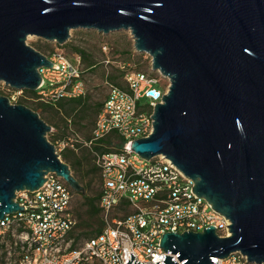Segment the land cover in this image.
<instances>
[{"label":"water","instance_id":"1","mask_svg":"<svg viewBox=\"0 0 264 264\" xmlns=\"http://www.w3.org/2000/svg\"><path fill=\"white\" fill-rule=\"evenodd\" d=\"M74 30L130 32L135 50L170 82L153 112V132L132 150L164 156L230 222L166 232V255L151 264H219L241 253L264 264V0H0V83L37 91L48 56L30 36L65 45ZM52 127L0 95V220L25 209L17 192L40 189L50 173L86 188L63 161ZM127 264H145L135 260Z\"/></svg>","mask_w":264,"mask_h":264},{"label":"built area","instance_id":"2","mask_svg":"<svg viewBox=\"0 0 264 264\" xmlns=\"http://www.w3.org/2000/svg\"><path fill=\"white\" fill-rule=\"evenodd\" d=\"M75 37L72 35L71 39ZM107 55L105 68L107 98L97 117L90 141L70 137L55 141L59 153L75 142L93 149L100 170V207L104 227L95 236L79 241L71 237L77 220L73 213L74 191L54 173L36 191L17 192L15 201L22 211L0 220V264H127L135 260L157 263L166 255L160 245L166 232L203 231L215 226L217 233L230 235L229 220L193 190L194 182L171 160L160 155L146 160L132 150L136 139L153 132L155 106L162 102L170 82L156 71L140 72L132 62H122L108 43L101 44ZM53 67H42L37 90L45 102L85 97L87 72L81 56L70 59L60 49L47 53ZM123 73L127 89L108 78L112 68ZM152 69V60H151ZM146 100V102H143ZM70 129L74 132L70 124ZM120 141L117 150L104 151L109 138ZM219 264H251L235 253Z\"/></svg>","mask_w":264,"mask_h":264},{"label":"trees","instance_id":"3","mask_svg":"<svg viewBox=\"0 0 264 264\" xmlns=\"http://www.w3.org/2000/svg\"><path fill=\"white\" fill-rule=\"evenodd\" d=\"M103 43H107V42H103ZM34 48L47 55V53L43 52L41 48H38L35 46ZM57 49H54L51 52ZM74 51L76 52V56L82 57L85 68L89 69L87 73H93L97 71V68L99 67L100 62L99 60L96 59V57L93 54H90L87 51L80 49V48H74ZM113 52L119 53V51L115 47L113 48ZM102 53L105 54L103 51ZM105 57H106V54H105ZM134 64L136 65V67L138 66V63H134ZM136 70L138 69L136 68ZM138 71L145 72L141 70H138ZM103 74H104L103 79L105 81V72ZM108 79L111 82L118 85L119 87H121L122 89H127V84L123 79V73L117 70L116 68L114 67L112 68L111 74ZM87 80L88 82H90V78L88 79L87 77ZM88 82H87V86H88ZM88 90H89V87H88ZM24 94L25 95H23L20 98L17 104L26 105L30 107L31 109H33L34 111L38 112L41 118L45 120L52 128L56 127L57 129L61 130L62 134L60 135L63 138V140H68L70 138L69 135H72V134L78 135L76 125H80V123H82L84 119L87 118V114L90 110H94L95 116L98 117L99 112L105 101L104 100L102 103H96L93 105L91 103L90 96L87 94L85 97H80V98H61L55 102H45L40 99L37 91H24ZM106 98H107V95L105 99ZM95 116H93L90 121L92 128L90 130L88 138L85 139L87 141H90L92 137V131L97 121V118L95 120ZM70 124L73 127L74 132L71 131ZM58 136H59V133H52V137L50 141L52 143H55V141L58 139ZM114 139H117V138L114 136L113 137L111 136L109 138V142H110L109 147L103 149L104 151L117 150L119 148L118 146L120 144V141L118 140L115 143ZM79 145L80 144H78V146ZM81 146L86 147L83 144H81ZM87 148H89L91 152L93 149H100L99 145L97 144H93L91 147H87ZM61 156H62L63 161H65L66 163L70 165L74 176L82 184L83 180L82 178L78 176V172H79L78 170L82 168L84 160H86L85 156L79 155L77 153L76 147L75 148L67 147L63 151ZM93 158H94V155H93ZM93 172H96L99 175V179H100L101 186H102L101 174H100L99 168L97 167L95 163V158H94V163L91 169L86 171L83 175V177L85 178H90L88 185L85 186L86 194H78L74 192V199H75V195L78 194L82 197L83 203H81L80 207L75 209L74 200H73V213L77 220V224L75 225L74 230L80 229V228H86V229L91 228V230L82 231V233H79L78 235L77 234L75 235V233L72 232L71 237L75 238L74 246H76L79 241H83L84 236H87L88 238L86 239H89L95 236L96 234L100 233L104 227L102 209L100 207L101 191L94 196H90L89 193H87V190H89L93 184V178L91 177V174Z\"/></svg>","mask_w":264,"mask_h":264},{"label":"rangeland","instance_id":"4","mask_svg":"<svg viewBox=\"0 0 264 264\" xmlns=\"http://www.w3.org/2000/svg\"><path fill=\"white\" fill-rule=\"evenodd\" d=\"M72 35L75 37L74 39L68 41L65 45H59L56 42H48L42 38H38L36 36H30L28 38V44L32 45L33 47H38L43 50V52L49 53L54 49L59 48L60 51H62L64 54H66L69 58L73 59L76 56V52L74 51V48H80L85 51H87L90 54H93L97 60H99L100 64L97 68L96 72L93 73H87L88 79L90 78V82H88V95L91 98V103L94 105L96 103H102L105 100V97L108 93V89L104 84L103 79V73L105 72L104 65L101 64V61L105 58V54L101 51V44L103 42L109 43L113 48L115 47L119 53H120V60L122 62L128 61L132 63H138V66L136 67L138 70L150 72L151 69V58L144 53H139L135 50L134 47V40L130 34V32L127 31H120V32H114L109 35L100 34L97 31L94 30H74L72 31ZM59 46V47H57ZM107 57V55H106ZM163 83L168 84L169 81L166 78H163ZM0 95L7 96L11 99L12 103H18L20 98L25 95L24 91H18L10 88L9 86H6L3 82L0 83ZM143 102H146L144 100ZM42 114V112H41ZM95 116V111L90 110L87 114V118L84 119L80 125H76L77 131H78V139H87L88 135L90 133V130L92 128V125L90 123L91 118ZM97 116H95L96 120ZM52 133H59L58 139L56 141H63V138L60 134L61 130L55 128H52V131L48 134L49 139L51 140ZM70 137H74V139H77V137L72 134L69 135ZM80 143L75 142V147L77 148V153L79 155H84L86 160H84L83 166L80 170H78V176L82 178L83 185H88L90 178L83 177L84 173L91 169L94 158L92 155V152L89 148L81 146ZM70 147V146H67ZM66 147V148H67ZM64 148L62 151L59 152L61 155L63 151L66 149ZM62 157V156H61ZM91 177L93 178V184L92 187L87 190V193H89L90 196H94L98 194L101 191V182L99 179V175L96 172H93L91 174ZM81 203H83V199L80 195H75L74 199V208L80 207ZM85 230H91V228H80L75 229L73 233L75 235L82 233V231ZM88 238L87 236L83 237V240Z\"/></svg>","mask_w":264,"mask_h":264}]
</instances>
